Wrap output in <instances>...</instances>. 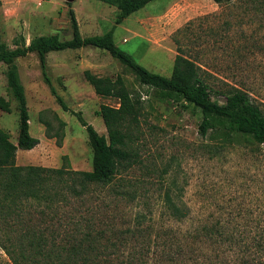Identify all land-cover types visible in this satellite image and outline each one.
Returning a JSON list of instances; mask_svg holds the SVG:
<instances>
[{"label":"rangeland","instance_id":"rangeland-1","mask_svg":"<svg viewBox=\"0 0 264 264\" xmlns=\"http://www.w3.org/2000/svg\"><path fill=\"white\" fill-rule=\"evenodd\" d=\"M70 9L75 12L83 36L114 29L116 44L153 72L171 76L181 48L212 74L207 76V87L213 98L224 100L214 91L226 81L249 90L264 103V6L260 0L224 4L214 0H153L120 24L116 22L117 7L101 0H0V43L15 48L14 40L20 35L28 43L38 35L58 34L62 40L71 39ZM47 61L58 94L72 110L81 111L100 134L108 132L97 111L102 104L116 107L119 101L99 96L86 80L85 70L114 78L122 75L129 89L142 96L136 135L143 164L119 175L127 180L128 189L136 190L135 196L142 199L135 204L124 200L115 203L114 198L127 197L115 194L113 185L98 188L90 196L112 198L113 203V212L99 217L97 227L102 231L93 264H166L157 254L156 244L133 229L138 226V230L151 228L159 232L167 228L175 240L183 233L181 227L192 225L189 221L185 225L171 220L163 213L161 198L171 177H176L183 188L179 193L193 214L208 223L216 217L230 220L229 210H219L217 205L228 208L227 198L241 202L245 198H264V148L257 156L242 146H229L219 153L208 150V140L199 131V112L159 98L155 89L140 83L131 69L104 49L86 46L52 51ZM15 63L25 87L30 132L40 139L31 150L18 149L17 164L92 170L88 133L72 112L63 109L45 82L39 56L30 53ZM7 69L8 65L0 62V98L9 106V111L0 107V128L17 143L20 112L8 90ZM143 202H147L145 208ZM252 205L255 218L258 202L254 199ZM236 208H231L236 218L230 224L235 228L242 222L243 229L250 218L242 219ZM139 209L144 210L142 220L136 217ZM0 264H13L1 246Z\"/></svg>","mask_w":264,"mask_h":264},{"label":"trees","instance_id":"trees-1","mask_svg":"<svg viewBox=\"0 0 264 264\" xmlns=\"http://www.w3.org/2000/svg\"><path fill=\"white\" fill-rule=\"evenodd\" d=\"M101 1L117 7L116 22L120 24L153 0ZM214 1L224 4L234 0ZM260 1L264 6V0ZM70 14L71 39L62 40L58 34L38 35L28 43L20 35L14 40L15 48L0 43V62L8 65V90L17 100L20 112L17 143L0 128V246L13 264H93V253L98 250L102 231L97 227L99 217L113 212V203L112 198L90 196L95 195L98 188L113 185L115 194L127 197L114 198L115 203L124 200L135 204L142 199L137 198L136 190L128 189L127 180L119 176L136 164H143L136 135L143 106L141 94L130 90L122 75L114 78L85 70L86 80L99 96L114 97L119 101L116 107L102 104L97 111L108 132V135L100 134L81 111L68 106L53 86L47 61L52 51L86 46L108 51L131 69L140 83L155 89L159 98L180 104L184 110L199 112V131L207 138L206 148L210 151L219 153L229 146H242L249 147L252 155L257 156L264 148V103L254 98L249 90L222 81L224 85L214 93L224 100L215 99L207 87V76L212 74L181 48L171 76L162 75L149 70L121 49L115 42L114 29L101 35L83 36L73 9ZM30 53L39 56L45 82L63 109L72 112L85 127L93 150L92 170L17 164L19 148L31 150L40 143V139L30 132L25 87L15 63L17 58ZM0 107L9 111L4 98H0ZM182 189L177 178L171 177L161 198L166 216L185 225L188 221L192 224L181 227L183 233L175 240L167 228L159 232L151 228L138 230V226L133 229L135 234L156 244L157 254L166 264H189V261L193 264H264V198H254L259 207L255 218V209L250 207L253 198H245V202L227 198L228 208L224 204L217 205L219 210H229L230 220L225 222L216 217L213 223H208L193 214L192 207L179 193ZM142 205L145 208L147 202ZM234 205L242 219L250 218L244 222L243 229L242 222L235 228L230 224L236 218L231 212ZM142 211H137L138 220L145 218ZM254 221L255 224L258 222L255 226ZM107 242L111 240L107 239Z\"/></svg>","mask_w":264,"mask_h":264},{"label":"water","instance_id":"water-1","mask_svg":"<svg viewBox=\"0 0 264 264\" xmlns=\"http://www.w3.org/2000/svg\"><path fill=\"white\" fill-rule=\"evenodd\" d=\"M68 1H73V0H68Z\"/></svg>","mask_w":264,"mask_h":264},{"label":"built area","instance_id":"built-area-1","mask_svg":"<svg viewBox=\"0 0 264 264\" xmlns=\"http://www.w3.org/2000/svg\"><path fill=\"white\" fill-rule=\"evenodd\" d=\"M126 41V40H125Z\"/></svg>","mask_w":264,"mask_h":264}]
</instances>
